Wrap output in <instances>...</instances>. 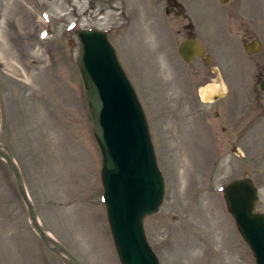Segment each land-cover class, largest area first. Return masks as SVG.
<instances>
[{
	"label": "rangeland",
	"instance_id": "374dc122",
	"mask_svg": "<svg viewBox=\"0 0 264 264\" xmlns=\"http://www.w3.org/2000/svg\"><path fill=\"white\" fill-rule=\"evenodd\" d=\"M175 1L181 17L165 13L166 0H0V145L9 147L41 225L81 264L120 263L76 65L80 30L107 34L145 114L164 179L163 203L144 220L159 263L255 264L222 189L250 178L258 191L254 211L264 215V117L256 138L252 120L242 123L250 126L242 141H226L221 124L213 134L202 110L190 114L198 80L180 59L178 44L189 23L226 75L227 94L215 111L234 115L258 89L251 71L264 69V0ZM240 11L255 16L250 23L261 48L254 55L241 45ZM30 230L14 176L0 159V264H62Z\"/></svg>",
	"mask_w": 264,
	"mask_h": 264
},
{
	"label": "water",
	"instance_id": "95a60500",
	"mask_svg": "<svg viewBox=\"0 0 264 264\" xmlns=\"http://www.w3.org/2000/svg\"><path fill=\"white\" fill-rule=\"evenodd\" d=\"M77 37L80 48L76 62L86 92L88 108L93 122V134L102 155V201L106 208L107 220L119 261L121 264H158L145 240L143 219L155 214L162 203L164 196L163 178L156 165L144 114L132 86L117 61L113 48L107 41L106 35L100 31H79ZM190 43L188 41L183 42L179 47L180 55L187 62L201 51L198 44L189 47ZM253 50L251 46L247 48L249 52H253ZM255 50H257L256 43ZM84 60L87 71L84 67ZM96 67L106 71L105 76L98 84L101 87L100 94L95 91V84L98 80ZM106 80H109L110 83H106ZM116 85L119 92L117 102L127 105L131 109L128 114L132 116L129 119L122 115V120H117L111 115L113 98L110 91L112 87L116 89ZM262 88L264 90V86ZM102 103L105 105L101 111ZM121 110L123 112L122 108ZM98 111H101V122H99ZM108 116L112 118H108ZM116 122L120 123L118 129H115ZM131 122L134 123L135 127L131 125ZM129 123L130 126H128ZM137 123L139 124L138 130ZM129 128H135L136 131L134 150L131 152L120 151L119 154H123L120 161L116 157V150L119 148L127 149V145H123L122 140L124 139H119L118 136L121 134L124 138L126 137L125 141H131L132 135L128 133ZM124 156L129 157L127 162ZM0 158L4 160L14 175L18 193L27 209L31 228L38 234L44 245L62 259L65 264H79L68 250L53 240L39 225L33 204L25 192L20 171L9 148L5 145H0ZM127 164L129 167L126 166ZM153 178L155 183H153ZM224 199L233 218L238 217V221L236 222L235 219V222L242 237L249 244L256 264H264V216L253 213V206L257 197L252 182L249 179L232 182L224 189ZM147 204L152 206V209L145 210ZM234 212L237 214L235 215ZM137 223L140 230L138 237L128 236L127 229H134ZM251 243H253V247ZM131 255L134 257L130 260Z\"/></svg>",
	"mask_w": 264,
	"mask_h": 264
},
{
	"label": "flooded vegetation",
	"instance_id": "af4514ba",
	"mask_svg": "<svg viewBox=\"0 0 264 264\" xmlns=\"http://www.w3.org/2000/svg\"><path fill=\"white\" fill-rule=\"evenodd\" d=\"M225 1H227L226 3H228L230 0H225ZM181 9H182L181 6L175 0H166V7L164 10L166 14H170L173 11V14L175 16L178 15V17H181L183 16ZM177 10H180V12H178ZM239 15H245V14H243L240 11ZM242 17L244 19L239 20V23L237 24V29L240 32L241 45L246 55H254L255 52H249L247 51V48L250 46V44L253 41H255V33L253 31L254 25L253 23H250V21L255 20V16L245 15ZM184 30L187 32V37H185V39L183 40L197 39L196 38L197 32L196 30L195 32L193 31V28L190 27L189 23L187 25H184ZM206 51L207 49L204 47L203 55L193 59V61L190 64H187L188 66L191 65L192 77L198 80L196 92L195 94H193L191 98V100H193L194 97V101L189 104L190 114H195L196 112L202 110L203 113L200 114V116L201 117L204 116V118L207 119V121L209 122L208 124L211 125V130L213 131V134L216 133V129L214 128V125L221 124L219 132L223 136V138L226 141L235 140V142L239 140L242 141L243 138L242 131L250 127L249 125L242 126V123L248 120H252V123H254L255 121V123L251 128L253 129V134L255 135L256 138L255 129L258 126V120L260 117H264V105L262 106V109L260 107L261 106L260 102L264 101V95H263L264 91L262 90L263 89L262 86L264 85L263 83L264 74H259L264 69L257 70L256 72L254 69V73L253 71H251L254 85L258 83V89L256 86H254V88L251 91L250 94L251 98H248L245 105L242 108H240L234 115L229 116L227 113L226 117L222 118L220 117L219 113L215 111V109L217 110L221 108L220 102L225 98L227 94L226 75L223 73L222 70L218 68V66H216L213 63V59L211 58V56L207 54L209 52ZM199 60L201 61L202 65L206 67L207 70L206 72L201 71ZM195 61H197L196 67L194 66ZM209 62L213 64L212 68L208 67L210 65ZM195 68L198 70V72H193ZM212 84H215L219 88L218 92L213 94L211 99H209L208 101L202 100L199 95V90L207 85H212ZM185 91L187 92L186 89ZM180 97L182 98L187 97V99H189V94H181ZM205 131L207 132L209 131V129L207 128L205 129ZM210 131L209 134L207 132L208 138L211 137ZM211 142L213 143L214 141L211 139ZM232 151L235 154V148H233Z\"/></svg>",
	"mask_w": 264,
	"mask_h": 264
},
{
	"label": "bare ground",
	"instance_id": "6f19581e",
	"mask_svg": "<svg viewBox=\"0 0 264 264\" xmlns=\"http://www.w3.org/2000/svg\"><path fill=\"white\" fill-rule=\"evenodd\" d=\"M192 45H195V46H197V44L196 43H190L189 44V47L190 46H192ZM84 57H85V52H84ZM84 67H85V69H86V71H87V67H86V62H85V60H84ZM89 73V72H88ZM96 73H97V75H98V80H97V82H96V88H95V91H96V93H99V90L101 89V87L100 86H98V84L100 83V81H101V79L105 76V74H106V71H104L102 68H99V67H96ZM110 78V77H109ZM90 79H92V78H90ZM93 81V80H92ZM107 82L106 83H110V81L109 80H106ZM264 86V85H263ZM218 90H219V88L215 85V84H212V85H207V86H205V87H203V88H201L200 90H199V95H200V98L202 99V100H204V101H208L209 99H211V97H212V95L213 94H215L216 92H218ZM110 93H111V95H112V98H113V100H112V102H111V105H112V110H111V115H112V117H115V118H117V120H122V115H124V117L126 118V119H129V118H131V116L132 115H130V114H128V113H130V108L129 107H127V105H123L122 103H119V102H117V100L119 99V92H118V87H117V85H116V89H115V87H112L111 88V91H110ZM100 94V93H99ZM115 94H116V99H115ZM106 95V94H105ZM120 101V100H119ZM103 102V101H102ZM105 103V102H104ZM105 104H103L102 103V108H100L101 109V111L103 110V106H104ZM121 108L123 109V112H124V114H122L123 112H122V110H121ZM118 109H120V110H118ZM101 111H98V114H99V122H101ZM122 112V113H121ZM109 117H111V116H108V118ZM111 117V118H112ZM139 118V117H138ZM116 120V119H115ZM116 120V121H117ZM138 120H140V119H138ZM119 124L120 123H118V122H116L115 123V129H118L119 128ZM131 125H133L134 126V123H132L131 122ZM128 126H130V123L128 124ZM135 127V126H134ZM138 128H139V124L137 123V130H138ZM128 133L129 134H131L132 135V139H131V141H125V138L123 137V136H121V134H120V136H118V138L119 139H124V140H122V143H123V145H127V149H123V148H119L118 150H116V157L121 161L122 160V155L123 154H119L120 153V151H122V152H131V151H133L134 150V142H135V133H136V131H135V128L134 129H132V128H129V130H128ZM118 139V140H119ZM105 140V139H104ZM96 141V140H95ZM97 143V142H96ZM98 145V144H97ZM127 158H129L128 156H124V159H125V161L127 162ZM145 160L147 161V159H146V157H145ZM124 161V162H125ZM123 163V162H122ZM147 163H148V161H147ZM124 164V163H123ZM135 164V163H134ZM127 167H129L128 166V164L126 165ZM133 171V170H132ZM133 173V172H132ZM153 183H155V179L153 178ZM127 204V203H126ZM127 208H130V207H127ZM153 208H154V206H153ZM149 209H152V206H150L149 204H147L146 206H145V210H149ZM234 214L236 215L237 213L236 212H234ZM235 219H236V222L238 221V217H236L235 216ZM126 232V231H125ZM238 232L240 233V231H239V229H238ZM139 233H140V230H139V225H138V223H137V225H136V227L134 228V229H132V230H128L127 229V234H128V236H130V237H133V236H135V238H137L138 237V235H139ZM142 234V233H141ZM261 244H262V242H261ZM251 245H252V247H253V243H251ZM147 253V252H146ZM134 257V255H131L130 256V260L132 259Z\"/></svg>",
	"mask_w": 264,
	"mask_h": 264
}]
</instances>
